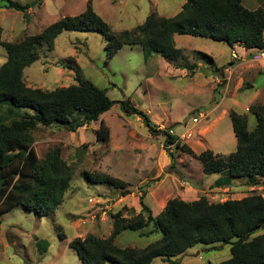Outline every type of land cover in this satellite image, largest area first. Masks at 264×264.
Instances as JSON below:
<instances>
[{"label":"rangeland","instance_id":"rangeland-1","mask_svg":"<svg viewBox=\"0 0 264 264\" xmlns=\"http://www.w3.org/2000/svg\"><path fill=\"white\" fill-rule=\"evenodd\" d=\"M9 1L0 0V38L5 41L36 34L63 16L80 13L88 2L114 31L141 24L153 11L163 17L173 16L185 2L14 0L21 4L33 3L25 15L3 6ZM242 4L255 9L264 6V0H242ZM174 40L182 48V58L176 63L159 54L145 61L138 45H124L107 60L101 34L63 30L56 37L53 50L44 52L24 68L23 79L31 88L52 90L76 84L77 70L84 81L106 89L110 99H129L134 107L148 113L158 130L171 128L180 136L179 142L194 153L211 149L226 155L236 147L229 112L247 115V128L252 130L256 117L248 109L252 104L264 105V58H247L243 48L236 46L241 58L233 60L226 43L205 37L175 35ZM206 55L214 58L213 64ZM5 57L6 51L0 47V63ZM190 63H202L204 67L196 66L193 70L184 67ZM222 65L227 70L223 69L221 74L213 71ZM194 72L200 74L192 77ZM210 72L216 75L210 76ZM20 112L13 108L11 116L4 120L8 122ZM198 112L204 117L193 122ZM100 124L109 130L107 143L97 139ZM31 133L38 157H43L49 148L59 146L62 158L73 168V176L70 188L53 214L41 216L19 205L0 213V264H81L69 242L88 233L107 237L111 232L112 214L122 211L127 216L140 211L142 191L143 202L153 216L161 211L157 205L159 200L166 203L170 198L179 197L191 201L196 195L201 196L204 188L207 191L206 183L215 179L217 173L222 180L217 185L228 184L234 192L241 189L242 193H234L231 198L252 192L264 198L263 178L258 177L251 185L240 183L247 181L246 178L230 177L224 172L203 173L197 158L173 144L164 146L162 132L151 135L136 114L125 113L119 104H114L97 121L74 131L52 124L37 125ZM169 155L174 161L172 168ZM101 174L123 181L124 188L102 182ZM122 189L130 193L123 197ZM208 199L213 201L212 194ZM150 229L152 225L143 231ZM263 232L264 228H260L254 234ZM160 237L159 231L140 235L139 231L125 230L116 236L115 243L121 247L143 248ZM229 257V244L198 243L177 256L176 261L177 264H217ZM163 263L161 257H156L150 264Z\"/></svg>","mask_w":264,"mask_h":264},{"label":"trees","instance_id":"trees-1","mask_svg":"<svg viewBox=\"0 0 264 264\" xmlns=\"http://www.w3.org/2000/svg\"><path fill=\"white\" fill-rule=\"evenodd\" d=\"M3 6L26 15L33 3L10 0ZM63 30L101 34L107 60L124 45H138L145 61L159 54L176 63L182 58V50L175 44V35L205 37L224 42L230 48L239 44L248 57L254 50L264 51V6L248 9L242 0H185L173 16L163 17L153 11L141 24L114 31L88 2L80 13L63 16L36 34L15 41L0 38V47L6 51L5 60L0 63V213L19 205L41 216L53 214L70 188L73 168L62 158L61 148L53 146L41 158L36 154L31 132L37 125L56 124L74 131L97 121L114 104H119L125 113L136 114L151 135L162 132L164 146L173 144L192 154L201 163L203 173L224 172L230 177L246 178L251 185L258 177L264 179V105L252 104L248 109L256 117L252 130L247 128V115L229 112L236 139L232 152L223 155L205 149L194 153L177 136L158 130L148 113L134 107L129 99H110L106 89L84 81L77 70L76 84L52 90L27 86L24 68L44 52L53 50L55 39ZM208 58L213 64L211 57ZM196 66L195 63L184 65L189 70ZM223 69L224 66L214 67L213 71L221 74ZM13 108L21 112L6 122L4 117L11 116ZM96 135L101 143L109 140V130L103 124ZM169 157L172 168L174 161ZM100 180L118 188L125 185L106 174H101ZM129 193L128 189L121 190L122 196ZM144 194L142 191L139 196L138 213L112 214L107 237L88 233L69 242L81 264H150L156 257H161L163 264H177L176 257L189 247L217 242L229 244L230 250V257L217 264H264V232L254 234L264 228L261 194L252 192L223 201H210L205 194L191 201L173 197L155 216L143 202ZM149 225L152 229L143 231ZM125 230L139 231L140 235L159 231L161 237L143 248L121 247L115 238ZM44 245L46 249L47 244Z\"/></svg>","mask_w":264,"mask_h":264},{"label":"crops","instance_id":"crops-1","mask_svg":"<svg viewBox=\"0 0 264 264\" xmlns=\"http://www.w3.org/2000/svg\"><path fill=\"white\" fill-rule=\"evenodd\" d=\"M175 44H176V41H175ZM180 49H182L181 47H180ZM212 60H213V63H214V58H211ZM230 61H228V63H229ZM207 66V65H206ZM222 66H226V65H222ZM201 67H204L203 66V64L201 63V64H198L197 65V68L199 69V68H201ZM221 67V66H220ZM225 70H227V68H224ZM200 74V73H199ZM198 74V72L196 73V72H194V74H193V76L192 77H197V75H199ZM210 76H213V75H216V73H211L210 72V74H209ZM218 175L216 176V178L215 179H212V180H210V181H208L207 183H206V188H207V191H205L204 189L202 190V194H205L207 197H208V195L210 194H212V199H213V201H223V200H226V199H239V198H241V197H234V198H231V196H232V194H240V193H242V191H241V189H240V191H238V192H234V190H232L231 191V188L229 187V186H227L228 184H226V185H222V184H220V185H217V183H221L222 182V180H221V176L219 175L220 173H217ZM240 183H245V184H248V182L247 181H242V182H240ZM238 187V185L236 186V188ZM191 188V187H190ZM190 190H192V189H190ZM190 190L188 191V192H190ZM245 191V190H244ZM209 192V193H208ZM201 193H199L198 195H200ZM124 197V196H123ZM122 197V198H123ZM198 198V196L196 195L195 196V199H197ZM194 199V200H195ZM161 200H159L158 201V203H157V205H159V209L160 210H162L163 209V207H164V205H165V203L164 202H160Z\"/></svg>","mask_w":264,"mask_h":264},{"label":"built area","instance_id":"built-area-1","mask_svg":"<svg viewBox=\"0 0 264 264\" xmlns=\"http://www.w3.org/2000/svg\"><path fill=\"white\" fill-rule=\"evenodd\" d=\"M236 46H238V47H242V46H240L239 44H236ZM236 46H235V47H236ZM235 47H234V48H231V59H233V60H238V59L241 58V56L238 54V52H237V50H236ZM248 57H250V58H252V59H258V60L263 59V58H264V51H257V50H254V51H252V52L248 55ZM248 57H247V58H248ZM202 117H204V114H203L202 112H198L197 116L193 118V122H198V120H199L200 118H202ZM167 132H168L169 134H171V135L177 136L171 128L167 129ZM177 137H178L177 139L179 140V137H180V136H177ZM91 200H92V199H89V201H91ZM93 217H94V216H92V218H93Z\"/></svg>","mask_w":264,"mask_h":264}]
</instances>
